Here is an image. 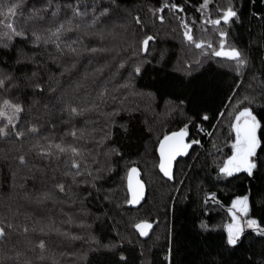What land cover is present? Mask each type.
Listing matches in <instances>:
<instances>
[{
  "label": "trees",
  "instance_id": "1",
  "mask_svg": "<svg viewBox=\"0 0 264 264\" xmlns=\"http://www.w3.org/2000/svg\"><path fill=\"white\" fill-rule=\"evenodd\" d=\"M207 1L0 0V264H264V235L226 232L246 196L264 227V0ZM245 109L255 167L227 175ZM179 131L168 180L157 148Z\"/></svg>",
  "mask_w": 264,
  "mask_h": 264
},
{
  "label": "snow or ice",
  "instance_id": "2",
  "mask_svg": "<svg viewBox=\"0 0 264 264\" xmlns=\"http://www.w3.org/2000/svg\"><path fill=\"white\" fill-rule=\"evenodd\" d=\"M207 3V0H205V4ZM8 15L14 16L15 15V8H10L8 10ZM236 13L233 12L231 9H228L224 13V20L227 22V20L235 16ZM214 24H219L220 21L216 20L213 21ZM6 27L9 29H12L14 31L12 23L6 24ZM186 36L189 40L192 39L191 35H189L186 32ZM149 39H151L149 37ZM148 40L144 41V44L147 45ZM201 44H197L196 47H201ZM215 55L217 56H229L232 58H239V52L236 50H231L229 52H223L219 51L216 52ZM240 63H243V61H240ZM139 71V69H137ZM0 84H2V81H0ZM5 109L12 107L7 101L4 102ZM16 112H19L21 109L19 107H16ZM244 118L243 123H241V118ZM0 119H7L9 123H11L12 117L7 116L6 111L0 110ZM237 123L234 125V131L236 133V142L233 144V148L235 149V152L233 156L227 161L225 164L224 168L222 169L223 172H225L227 175H232L233 171H240V170H247L249 173H251V169L255 167V164L251 162V157L256 154V149L259 146V141L257 138V128L258 124L256 122V119L254 116H252L251 112L245 109L244 111L240 112L239 115L236 117ZM3 129L0 128V133H3ZM184 133H174L173 136H180L182 137ZM172 139L171 137H165V142L168 140ZM59 147V146H57ZM187 147V146H185ZM63 151V149H61ZM169 152L171 155L176 154V150L173 146H169ZM165 155V144H161V157L163 158ZM171 155L169 157V160L171 159ZM161 170L165 173V175H170L168 168L165 166V163L162 159L161 162ZM135 171V169H133ZM131 186V185H130ZM133 202L136 201L137 196L136 193H133ZM237 205H240V211L247 212V197L237 200L234 202L233 207L235 208ZM235 215L233 216V219H235ZM249 226H253L256 224L255 220H251L248 222ZM139 229H141V235H146L147 233L144 231L145 228L150 227V225L144 224V225H137ZM236 234H233V225H229L228 227V232H229V237H228V242L229 244H235L236 240L239 235V226L236 225ZM2 234V233H0Z\"/></svg>",
  "mask_w": 264,
  "mask_h": 264
},
{
  "label": "water",
  "instance_id": "3",
  "mask_svg": "<svg viewBox=\"0 0 264 264\" xmlns=\"http://www.w3.org/2000/svg\"><path fill=\"white\" fill-rule=\"evenodd\" d=\"M176 133H184V135L182 137L173 136V134H174L173 133V134L168 136V137H171L172 139L165 142V138H164L159 143L158 148H157V154L159 157V170L168 180H171L174 177L175 165H176L177 161L179 159L185 157L191 149V145L188 143L189 137H188L187 132L179 131ZM162 143L165 144V155L163 158L161 157V144ZM169 146H173L175 148L176 154H174V155L170 154ZM185 146H187V147H185ZM170 155H171V159L169 160ZM162 159L165 163V166L168 168L170 175H165V173L161 170L160 165H161ZM133 169H135V171H133ZM128 191H129V198H130V207L131 208L140 207L144 203L145 198H146V188H145V184L141 178V172L137 168H132L129 172V175H128ZM134 192L136 193V196H137V199L135 202H133V199H134L133 193ZM205 201H206V199H205ZM144 224L150 225V227L144 229V231L147 233L146 235H141V229H139L138 227H136V230H137L138 234L140 235V237L143 240H146L151 235L153 228H154V224H150L148 222H142L138 225H144ZM226 232H227V239H228V237H229L228 226L226 227ZM239 241H240V238H238L236 240L235 244H230V245L235 246L238 244Z\"/></svg>",
  "mask_w": 264,
  "mask_h": 264
},
{
  "label": "rangeland",
  "instance_id": "4",
  "mask_svg": "<svg viewBox=\"0 0 264 264\" xmlns=\"http://www.w3.org/2000/svg\"><path fill=\"white\" fill-rule=\"evenodd\" d=\"M208 3H209V1H207V4H206V6H205V8L203 9V13H202V15L204 14H206V16H208V13H209V10H208ZM242 111H244V110H242ZM242 111H238L237 112V114L235 115V118H234V121H233V130H234V125L236 124V122H237V120H236V117L239 115V113L240 112H242ZM244 120V118L242 117L241 118V121H243ZM240 121V122H241ZM235 132V131H234ZM235 135H236V133H235ZM236 142V137H235V139H234V143ZM234 151H235V149H234ZM224 168V167H223ZM222 168V169H223ZM223 172V171H222ZM224 174H226L225 172H223ZM233 173H234V171H233ZM247 197V196H246ZM243 198H245V197H240V198H236V199H234L232 202H231V204H230V206H229V208H228V211H229V215H230V218H231V222H230V224H228V227H229V225H233V234L235 235L236 234V225H238L239 226V229H240V231H239V235H238V238H240L241 237V235L244 233V232H246V231H253V232H255V233H257V234H261V235H264V227H262L260 224H259V222L254 218V217H252V215H251V209H250V204H249V200H248V197H247V208H248V210H247V212L245 213V212H243V211H240V208H241V206L240 205H237L235 208L233 207V205H234V202H236L237 200H241V199H243ZM235 215V219H233V216ZM251 220H255L256 221V224L255 225H253V226H249V221H251ZM237 238V239H238Z\"/></svg>",
  "mask_w": 264,
  "mask_h": 264
},
{
  "label": "flooded vegetation",
  "instance_id": "5",
  "mask_svg": "<svg viewBox=\"0 0 264 264\" xmlns=\"http://www.w3.org/2000/svg\"><path fill=\"white\" fill-rule=\"evenodd\" d=\"M236 123H237V122H236ZM241 123H243V121H241ZM235 137H236V135H235ZM257 138H258V137H257ZM234 152H235V151L233 150V154H234ZM233 154H232V156H233ZM232 156H231V157H232ZM231 157H230V158H231ZM230 158H229V159H230ZM252 158H253V156L250 158V159H251V162L253 163ZM229 159H228V160H229ZM228 160H227V161H228ZM226 163H227V162H226ZM224 166H225V165H224ZM251 170H252V169H251ZM234 172L237 173V172H248V171H247V170H240V171H234Z\"/></svg>",
  "mask_w": 264,
  "mask_h": 264
}]
</instances>
